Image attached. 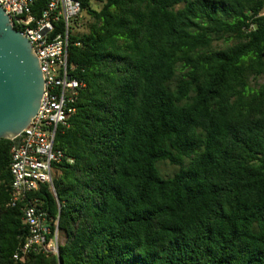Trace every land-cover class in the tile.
Here are the masks:
<instances>
[{"label": "trees", "instance_id": "1", "mask_svg": "<svg viewBox=\"0 0 264 264\" xmlns=\"http://www.w3.org/2000/svg\"><path fill=\"white\" fill-rule=\"evenodd\" d=\"M263 10L81 0L68 62L84 87L54 141L65 159L54 194L42 184L28 197L58 216L59 259H13L28 228L0 139V264H264ZM162 162L176 172L163 177Z\"/></svg>", "mask_w": 264, "mask_h": 264}, {"label": "built area", "instance_id": "2", "mask_svg": "<svg viewBox=\"0 0 264 264\" xmlns=\"http://www.w3.org/2000/svg\"><path fill=\"white\" fill-rule=\"evenodd\" d=\"M34 1L0 0L12 27L29 40L44 81L36 116L10 140V205L21 206L22 221L28 228L26 240L13 254V259L20 262L31 254L57 258L63 244L58 216L50 217L37 208L36 199L28 197L42 184H48L54 194V166L65 159L63 152L55 148V137L59 130L69 127L76 110L74 104L84 87L83 82L72 77L75 66L68 62L70 34L81 12V0H46L38 16L31 14ZM259 1L264 5V0Z\"/></svg>", "mask_w": 264, "mask_h": 264}, {"label": "water", "instance_id": "3", "mask_svg": "<svg viewBox=\"0 0 264 264\" xmlns=\"http://www.w3.org/2000/svg\"><path fill=\"white\" fill-rule=\"evenodd\" d=\"M43 87L29 40L12 27L0 7V139L11 140L30 124L39 110Z\"/></svg>", "mask_w": 264, "mask_h": 264}, {"label": "rangeland", "instance_id": "4", "mask_svg": "<svg viewBox=\"0 0 264 264\" xmlns=\"http://www.w3.org/2000/svg\"><path fill=\"white\" fill-rule=\"evenodd\" d=\"M91 6H92V8L97 10V9L100 8L101 5L99 3H96V2L93 3L92 2ZM84 16L85 15L82 14L81 17L78 19V22H79L78 24L79 25L86 23V19H84ZM74 27H75V25L73 24L72 25L73 31H74ZM78 31L79 32H83L84 31V26H80V28H78ZM217 45L221 46L222 43H218ZM158 170H159L160 174L163 177H170L176 172L177 168L174 167V166L169 165L167 162H162V163L158 164ZM60 237H61V239L63 241V236H61V234H60Z\"/></svg>", "mask_w": 264, "mask_h": 264}]
</instances>
